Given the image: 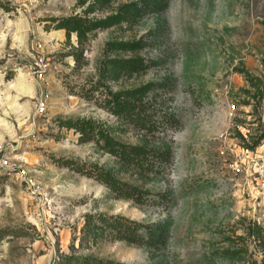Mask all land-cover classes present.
<instances>
[{
  "label": "rangeland",
  "instance_id": "1",
  "mask_svg": "<svg viewBox=\"0 0 264 264\" xmlns=\"http://www.w3.org/2000/svg\"><path fill=\"white\" fill-rule=\"evenodd\" d=\"M75 16L103 23L82 48L46 30ZM127 61L143 69L113 70ZM107 101L157 124L142 130ZM74 120L171 165L129 166L80 143L62 126ZM263 136L264 0H0V160L10 165L0 164V264H262L247 227L264 229ZM71 160L123 186L77 174ZM87 214L141 228L129 240L110 229L83 238Z\"/></svg>",
  "mask_w": 264,
  "mask_h": 264
},
{
  "label": "trees",
  "instance_id": "2",
  "mask_svg": "<svg viewBox=\"0 0 264 264\" xmlns=\"http://www.w3.org/2000/svg\"><path fill=\"white\" fill-rule=\"evenodd\" d=\"M51 22L49 25L46 24V30L52 28L55 31H64L67 42H70L71 36L75 35L77 38V42L79 47L82 48L87 42L92 40L97 30H99L103 23H95L88 19L81 17H67V18H51L49 21ZM111 44L108 45L107 50H110ZM120 48L124 51H131L129 44L124 43L119 45ZM76 65H81L83 62V51L80 48L74 49V52L71 54ZM123 64V66H122ZM121 66L113 67V70L124 69L126 71L132 69L142 70L143 66L133 67L131 65V61L123 62ZM14 78V72L10 71L6 80L10 81ZM245 80L249 83V85L257 90L258 85L255 83L254 79L250 77V75L245 72ZM74 94V93H73ZM76 94V93H75ZM88 90H82L80 96L86 97L89 95ZM105 110L110 111L113 114H118V110H122L125 112L128 119L137 127L142 130H150L156 124L157 121H154L153 117L147 113L144 108L127 106L125 108V104H120L112 101H107L104 105H102ZM131 108V109H130ZM62 126L67 130H74L77 134H79L80 143H92L95 142L99 146L100 149L105 151L106 153L119 158L125 164L137 167L138 169L154 173L160 174L162 170H166L171 165L169 157L164 153H156L149 152L137 147H127L120 145L110 139L106 134H103V139H98V131L97 126L90 121L83 120H74V121H63ZM100 132V131H99ZM264 139V136L262 137ZM260 142V141H258ZM259 143H256L255 146H258ZM65 167L71 169L73 172L85 176L90 179H94L97 182L106 185L112 190L119 191L118 187H122V184H117L112 176L106 172L104 169H100L98 167H94L92 165H88L87 163L79 162L76 160L66 161ZM127 192H134L133 189L126 190ZM141 228L137 223H130L129 221L123 220L122 218L115 217L106 219L100 215L87 214L85 215L84 227L82 229L83 238L85 235H92L94 240L97 238V233L101 229H110L114 232V236L119 240H129L132 237L131 234H137L138 229ZM247 234L249 237L254 238L259 242L261 246L262 252V264H264V229H262L259 225H248ZM82 238V239H83ZM103 264H120L114 263L110 261L103 262Z\"/></svg>",
  "mask_w": 264,
  "mask_h": 264
},
{
  "label": "built area",
  "instance_id": "3",
  "mask_svg": "<svg viewBox=\"0 0 264 264\" xmlns=\"http://www.w3.org/2000/svg\"><path fill=\"white\" fill-rule=\"evenodd\" d=\"M46 108H47V107H46L45 102L40 101V102L38 103V113H39V114L44 113L45 110H46ZM0 164H1V167H4V168H9V167H10V165H9V161H7V160H3V161L0 160ZM26 175H27V171H26V170H21V171L18 173V176H20V177L23 178V179H26Z\"/></svg>",
  "mask_w": 264,
  "mask_h": 264
}]
</instances>
